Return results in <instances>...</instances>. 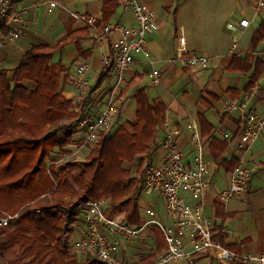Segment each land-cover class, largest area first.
<instances>
[{
    "label": "crops",
    "instance_id": "obj_1",
    "mask_svg": "<svg viewBox=\"0 0 264 264\" xmlns=\"http://www.w3.org/2000/svg\"><path fill=\"white\" fill-rule=\"evenodd\" d=\"M16 1L19 7L26 8L22 13L25 31L14 44L0 49V70L7 77L11 76L18 58L33 44L60 46L53 53L51 62L60 63L65 69L60 76L59 91L70 101L71 110L75 112L73 119L63 118L61 121L73 130L71 143L65 147L68 152L65 157L83 148L91 150L94 146L83 145V133L73 127V121L83 111L101 109L105 91L115 80L112 67L104 68L101 57L109 53L110 43L117 38V34L114 32L98 43L93 37L95 29L84 21L74 20L69 12L94 16L99 33L100 26L115 22L134 28L136 20L128 0H110L107 5L104 0H59V5L51 13L46 12L44 0ZM139 1L153 12L159 29L146 37L149 59L135 54V63L125 71L127 84L118 93V111L109 122L110 134L119 126L130 130L128 122L135 119V93L138 90H143L150 102L157 101L164 105V119L179 131L175 139L185 163L191 161L188 139L192 132L190 125L195 123L205 139L204 154L208 171L204 175L207 184L204 212L216 225L214 241L232 251L260 253L264 251V172H256L247 182L244 193L230 200L226 207L220 204L217 197L229 185L237 153L233 138L225 140L215 129L220 128L232 136L240 130L241 116L238 112L226 110L227 99H246V109H253L264 118V60L253 55L255 51H264V7L256 9V0ZM105 10L107 14H104ZM242 19H247L249 24L243 33L236 35L238 53L234 54L232 34L226 24ZM180 28L184 44L179 43ZM71 31L76 33L69 34ZM80 32L84 34L77 41L75 36H79ZM182 46L188 52L209 56L208 66L183 68L175 60L178 48ZM80 64L87 65L85 76L89 88L85 96H79L75 87L76 68ZM152 69L160 73V83L157 85H153L147 77ZM249 85L251 87L247 89ZM165 134L166 130L160 125L147 158L137 156L131 162H124L123 166L130 171V175H133L141 160L156 166L162 162L164 151L160 144ZM250 156L254 164L264 167V136L252 145ZM133 188L131 200L138 209L141 223L147 220L144 207L154 204L157 218L165 225L171 224L164 216L160 198L141 192L134 182ZM180 193L186 204H195L189 193ZM119 213L112 216L130 224L126 220L130 211ZM221 230L223 236H219ZM73 235L75 232H72ZM164 249L161 230L149 225L138 238L121 243L117 257L128 264H150ZM190 250L188 237L185 236L183 252ZM181 264L222 263L208 253H194L189 261L182 258Z\"/></svg>",
    "mask_w": 264,
    "mask_h": 264
},
{
    "label": "trees",
    "instance_id": "obj_2",
    "mask_svg": "<svg viewBox=\"0 0 264 264\" xmlns=\"http://www.w3.org/2000/svg\"><path fill=\"white\" fill-rule=\"evenodd\" d=\"M59 48L33 44L18 58L11 76L0 70V216L19 214L0 225V264H102L87 251L79 253L87 256L83 261L68 254L67 238L78 214L74 208L86 202L107 198L120 212L130 211V225L141 224L131 200L133 178L123 163L150 152L165 118L164 105L136 91L130 130L119 126L112 134L101 131L83 160H71L55 171L56 162L47 165V159L55 148L68 153L64 147L71 143L73 130L61 121L75 116L59 91L65 69L51 62ZM60 125L61 137L51 131Z\"/></svg>",
    "mask_w": 264,
    "mask_h": 264
},
{
    "label": "built area",
    "instance_id": "obj_3",
    "mask_svg": "<svg viewBox=\"0 0 264 264\" xmlns=\"http://www.w3.org/2000/svg\"><path fill=\"white\" fill-rule=\"evenodd\" d=\"M43 3L46 12L51 13L59 5V0H44ZM127 3L135 16L136 27L134 28L115 22L100 26L99 33V25H95L94 16L69 12L74 20L84 21L95 29L93 37L98 43L114 32L117 34V38L110 43L109 53L101 57L102 66L112 67L115 73L114 83L105 91L101 109L83 111L73 121V127L83 133V145L86 147H93L98 141L99 133L109 127L112 116L118 111L116 105L118 93L127 84L125 71L135 63V54H141L149 59L146 37L159 29L155 15L144 3L139 0H128ZM261 7H264V0H256L255 8ZM24 10L26 8L19 7L16 0H0V49L14 44L23 35L25 22L22 19V13ZM248 24L247 19L227 22L226 28L232 34V53H238L236 35L243 33ZM178 39L180 44H184L181 28ZM253 55L264 60V51H255ZM175 60L183 68H204L208 66L209 56L188 52L182 46L178 48ZM86 70V64H80L76 68L75 87L79 96H85L89 88L85 76ZM147 77L153 85L160 83V73L157 69L148 72ZM94 101L96 102V97ZM225 108L229 112H238L241 116V124L235 136L220 128L215 129V132L223 139L233 138L237 153L235 166L230 173L229 185L217 197V201L224 207L234 197L244 193L247 182L256 172H264V167L254 164L250 156L252 145L264 136V118L253 109H246V99L240 101L227 99ZM161 126L166 130L160 144V148L164 151L163 160L157 166L149 162L142 165L137 188L145 194H155L161 199L164 216L171 221V224L165 225L157 218L154 204L144 207L147 220L139 226H132L120 218L108 216L103 201L86 202L74 208L78 214L73 229L75 236H72L70 242L71 253L87 251L95 254L102 264H128L117 257L120 244L138 238L146 226L153 225L161 230L165 249L150 264H181L182 258L189 261L194 253H208L222 264L231 262L264 264V251L241 253L229 250L214 241L216 225L204 212V197L207 191L204 175L208 171L204 154L205 139L197 125L195 123L190 125L192 131L188 139L191 147L190 163L183 162L182 152L175 139L179 131L176 128L173 129L166 119ZM180 192L189 193L195 204H186ZM18 218V213H3L0 216V225H7ZM220 233L223 235V230ZM185 236L188 237L191 246L188 252H183Z\"/></svg>",
    "mask_w": 264,
    "mask_h": 264
},
{
    "label": "rangeland",
    "instance_id": "obj_4",
    "mask_svg": "<svg viewBox=\"0 0 264 264\" xmlns=\"http://www.w3.org/2000/svg\"><path fill=\"white\" fill-rule=\"evenodd\" d=\"M91 72L92 71H90V73H89V75L91 74ZM93 82V81H92ZM25 85H27V86H29L30 84L28 83V82H25L24 83ZM109 127H110V125H109ZM107 128V130H109L110 128ZM51 131H54V132H56L57 133V135L58 136H60L61 137V135H62V132H63V126H53V128L51 129ZM111 132V131H110ZM97 144V143H96ZM96 144L94 145V147L96 146ZM54 150V149H53ZM52 150V152L50 153V155H49V157H48V159H47V165H50L51 164V162H56V167H55V171H58L57 169H59L61 166H63L66 162H69V161H71V160H83V158L89 153V149L88 148H83V149H81L80 151H77V152H75L74 154H71V155H69L68 157H65V154L63 153V149L62 150H59V149H57V148H55V151H53ZM64 150H65V147H64ZM145 156V157H144ZM147 156H148V154H145V155H143V156H141V157H144V158H147ZM142 159V158H141ZM60 162V163H59ZM125 162H127V161H125ZM131 162V161H130ZM144 164V162L141 160V162H140V164L137 166V167H135V170H134V172H133V175H130L131 176V178H133V182H134V184L137 186V184H138V178H139V175H140V172H141V167H142V165ZM123 165H124V163H123ZM128 167H130L131 168V166H129L128 165ZM44 170H46L48 173H50V169H48V167H45V169ZM130 172V171H129ZM101 181V180H100ZM101 201H104L105 202V204L106 205H104V203H103V206L105 207V209H106V211H107V215L108 216H115V215H118V214H120L119 213V207L118 206H112V205H109V202H108V200H107V198L106 199H101ZM73 232V231H72ZM72 232L70 233V235L68 236V238H67V241H68V254L69 255H74V256H76L77 257V259L79 260V261H83V260H85V258H87V256L86 257H84V256H81L82 254H73V253H71V251L69 250V248H70V242H71V238H72ZM89 257V256H88ZM89 258H91V256L89 257Z\"/></svg>",
    "mask_w": 264,
    "mask_h": 264
}]
</instances>
